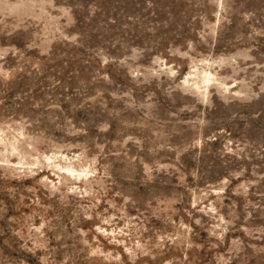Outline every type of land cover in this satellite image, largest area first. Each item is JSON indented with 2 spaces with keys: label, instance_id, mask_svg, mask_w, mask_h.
<instances>
[{
  "label": "rangeland",
  "instance_id": "374dc122",
  "mask_svg": "<svg viewBox=\"0 0 264 264\" xmlns=\"http://www.w3.org/2000/svg\"><path fill=\"white\" fill-rule=\"evenodd\" d=\"M0 264H264V0H0Z\"/></svg>",
  "mask_w": 264,
  "mask_h": 264
}]
</instances>
